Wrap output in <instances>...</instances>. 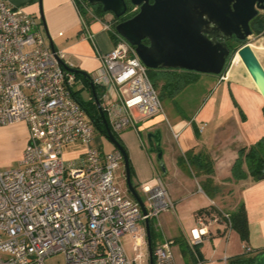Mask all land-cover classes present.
Instances as JSON below:
<instances>
[{
    "label": "built area",
    "instance_id": "2783aa9c",
    "mask_svg": "<svg viewBox=\"0 0 264 264\" xmlns=\"http://www.w3.org/2000/svg\"><path fill=\"white\" fill-rule=\"evenodd\" d=\"M72 2L84 37L93 39L83 15L85 10L92 14L88 0ZM105 30L112 31V22ZM113 33L115 47L99 56L101 67L91 79L101 89L111 131L119 134L164 112L135 47ZM74 68L64 54L52 51L35 17L0 0V126L24 122L30 133L20 166L0 170V264H46L58 254L65 256V264H136L141 259L150 264L146 222L152 229L151 221L159 222L174 203L161 179L145 189L146 214L122 190L118 172L123 155L93 145L97 132L74 97ZM76 143L86 151L75 161L66 160L65 148ZM222 220L231 230L227 214L199 217L188 242L192 250ZM160 227L158 223L156 231ZM126 237L135 238V251L145 255L132 259L123 243ZM174 245L153 238V264H177Z\"/></svg>",
    "mask_w": 264,
    "mask_h": 264
},
{
    "label": "crops",
    "instance_id": "0c3cea01",
    "mask_svg": "<svg viewBox=\"0 0 264 264\" xmlns=\"http://www.w3.org/2000/svg\"><path fill=\"white\" fill-rule=\"evenodd\" d=\"M7 1L35 17L41 24L42 35L47 44L51 46L50 38L55 51L64 54L68 63L87 74L97 71L101 67L99 56L110 53L115 47L112 31L105 30V25L110 23L105 18H95L97 21L93 20L88 24L93 39L84 37L82 20L72 0ZM237 65L232 62V67L223 74L225 79L219 76L215 81L199 76L195 83L185 88L186 90L201 82L209 92L190 114L187 109L193 92L178 104L180 114L171 110L170 115L163 113L139 121L135 127L118 134L129 156L133 184L143 201L146 197L145 189L155 186L160 179L159 176L155 177L157 170L153 166V153H150L147 136L158 130L162 132L166 167V173L163 172L164 185L173 203H180L174 214L187 243L191 238H187L188 228L192 231L199 217L215 215L217 210L231 214L236 207L229 205L230 198L239 200V204L244 203L249 223L247 242H243L235 230L229 231L227 223L222 220L209 228L210 234L199 245L204 260L214 263L216 260H223L225 264L228 259L244 254L245 246L256 254L264 251V179L255 181L250 177L239 182L229 181L239 150L256 144L264 137V98L249 73L239 74ZM201 127L203 132L198 133L196 130ZM29 137V128L24 122L0 126V170L20 166ZM101 144L103 143L95 136L93 145L99 149ZM115 149L112 146L110 151L104 152L110 153ZM85 151L86 147L83 145L80 149H73L67 154L65 152V159L75 161ZM190 152L195 155L203 154L212 160V177L196 175L179 163ZM208 178L213 182L210 188L216 186L218 189L214 199L208 197L204 190ZM128 196L133 197L129 192ZM184 197L189 200L183 199ZM169 213L163 214L162 223L168 230V236L164 240L177 242L178 232L171 230L178 228L172 226L169 219L172 216H166Z\"/></svg>",
    "mask_w": 264,
    "mask_h": 264
},
{
    "label": "water",
    "instance_id": "95a60500",
    "mask_svg": "<svg viewBox=\"0 0 264 264\" xmlns=\"http://www.w3.org/2000/svg\"><path fill=\"white\" fill-rule=\"evenodd\" d=\"M93 7L101 6L116 19L127 15V0H88ZM139 8L132 18L116 25V32L135 47L137 55L149 70H184L198 74L221 76L231 58L228 45L233 37L246 41L253 35L251 23L264 12V0H129ZM51 49L55 51L49 38ZM258 91L264 98V67L251 45L237 51ZM59 63H63L59 60ZM93 98L101 112L108 140L121 152L126 169L128 192L139 202L144 214L146 208L132 181L127 151L111 131L102 110L96 87L91 83ZM150 153L157 155L161 170L166 173L162 132L147 136ZM264 179V169L263 176ZM150 245V264H153L152 237L146 222ZM254 264H264V253Z\"/></svg>",
    "mask_w": 264,
    "mask_h": 264
},
{
    "label": "trees",
    "instance_id": "16d2710c",
    "mask_svg": "<svg viewBox=\"0 0 264 264\" xmlns=\"http://www.w3.org/2000/svg\"><path fill=\"white\" fill-rule=\"evenodd\" d=\"M127 3L129 6L127 15H125L121 19H116V18L113 19L114 22L112 23V35L113 38L115 39V42L117 37L113 32H116L115 30L116 25L120 22L126 21L134 17L139 12V8L135 10V7L130 4L129 0H127ZM88 7L92 11V14H90L86 10L83 11V15L88 24L91 21H93L95 18H104L105 12L103 11V8L101 6L93 7L89 5ZM253 25L255 32L264 31V17L256 18L254 20ZM236 44H240L241 46H244L245 44H247V42L238 41ZM228 45L231 48V58H232L236 52V48L234 44L229 43ZM72 71L75 74L77 81L81 82L83 85L82 90H79L74 93V97L83 107V109L86 111L89 118L92 120L96 132L108 140V133L106 126L103 122L101 112L92 95L91 75L83 71H80L79 69L76 68L72 69ZM149 74L153 85L160 87L161 94H163L164 91H168L169 96L173 99L180 92H182L187 86L195 83L199 78L198 73L184 71V70H149ZM95 87H96V93L99 99H101V89L98 86ZM83 90H87L90 93L91 99L89 101L81 100L79 93ZM104 114L108 121L107 114L105 112ZM196 131L198 133L200 132L199 129H197ZM114 135L125 149V146L122 140L120 139L119 135L116 133ZM179 163L184 165L188 169V171L190 172L192 171L196 173V175L203 174L212 177V175L214 174V167L212 160L208 156H205L203 154L195 155L193 152H190L186 154L184 157H182L179 160ZM130 169H131V175H133L131 164H130ZM263 169H264V137L256 144L248 148H242L239 150L238 158L236 159L232 167V177L229 181L239 182V181L247 180L250 177L253 178L255 181H258L263 176ZM212 184H213L212 179L208 178V180L206 181V185H204V190L208 195V197L214 199L218 189L216 188V186L210 188ZM229 216H230V221L232 223V229L235 230L240 235V238L243 242H247L249 240V223H248V216L244 203L241 202L239 206L231 214H229ZM154 235L155 234L151 229L152 239L155 237ZM183 242L186 245V247L182 251L183 255H186L187 253H192V255L194 256L193 264H201V262H203V256L200 250L197 249L198 247L196 248L197 250L195 249L194 252H192V249L190 248L188 243H186L185 241ZM175 243L177 244L178 241ZM252 253H253L252 251L245 252L242 255L232 257L228 259L227 264H254L255 258L259 254L264 253V251L257 253L255 256H250Z\"/></svg>",
    "mask_w": 264,
    "mask_h": 264
},
{
    "label": "rangeland",
    "instance_id": "374dc122",
    "mask_svg": "<svg viewBox=\"0 0 264 264\" xmlns=\"http://www.w3.org/2000/svg\"><path fill=\"white\" fill-rule=\"evenodd\" d=\"M262 17H264V13H261ZM104 18L106 21H110V22H114V16L110 13H105ZM97 21V20H94ZM247 44L251 45L252 49L254 50V52L256 53L259 61L261 62L262 66L264 67V31L261 32H253V35L251 37H249L247 39ZM235 48H236V52L234 54V56L231 58V60L229 61V63L227 64L228 68L230 69L232 67V62H235V65H237L238 67V72L239 74L243 73L244 75L246 73H248V71L246 70L245 66L243 65V63L241 62V58L237 55V51L243 47L240 44H234ZM199 76H201L202 78H212V80H218L217 78L219 76H214V75H206V74H199ZM83 85L81 82L77 81L76 85L74 87V90L77 92L79 90H82ZM156 90L158 91L159 95H160V100L162 102L163 105V112L166 115H170L172 114V112H177V114H180V107H179V103L182 99H185L186 97H188V94H191L193 92V97L191 98V100H189L188 102V109H187V113L190 114L191 111L197 106L200 105L202 102V99H204V97H206L207 95H209V92L207 91V86L201 82L194 84L192 86H190L188 89H184L182 92H180L174 99L171 98L168 94V91H164L163 94H161V89L159 86H155ZM79 96L81 97V100L83 101H89L91 99V95L87 90H83L79 93ZM172 110V112H171ZM182 113V111H181ZM202 128V127H201ZM200 128V132L202 133L203 131H201L202 129ZM96 138L99 139V141H101L103 144H101V148L99 147V150H101L102 152H108L110 151V149L112 148V144L103 136H101L99 133L95 134ZM103 145V146H102ZM83 146L80 143H76V144H71L70 146H68L67 148H65V152L66 154L69 151H73V149H80V147ZM153 166L155 167V169L157 170V175H155V177L157 178L158 176L160 177L161 181L163 184H165V175L163 173V171L160 168L159 162L157 160V155L153 154ZM118 176L119 178V184L120 187L122 188V190L128 194L127 192V183H126V170H125V166L124 163L122 165V167L120 168L119 172H118ZM183 199H188V197H184ZM239 200L237 199H232L230 198L229 201V205H231L232 207L235 206L236 208L239 206ZM180 203L174 204V209L170 210L168 212H170L169 214H167L166 216L170 219V221H172V226L175 228H178L177 230H171V232H178V243L174 246V250H175V257H176V262L177 264H193V255L192 253H187L186 255H183L182 251L183 249L186 247L185 243L183 241H186V236L183 234V230L182 228H180V226L178 225V222L175 218V210H178ZM230 207V206H229ZM218 213L220 214H216V215H223L226 214L224 212L218 211ZM164 213H162V215L159 218V222L158 220H152L151 221V227L152 230L154 232V243L160 241V242H164L165 237L168 236V230L167 228L163 225L164 223ZM209 217H211V214L208 215ZM163 222V223H162ZM160 223L161 227L158 231H156L155 226ZM213 231V230H212ZM230 231V229H229ZM214 232V231H213ZM216 232V229H215ZM191 237V231L188 228V233H187V238L189 239ZM123 243L130 255V257L132 259H137L140 255V253H142L143 255H145V252H139L137 253L135 251V245H136V239L135 238H131V237H126L123 239ZM198 247V248H197ZM194 248V250L197 248L198 250H200V246H197ZM191 248V247H190ZM192 249V248H191ZM196 249V250H197ZM142 251V250H141ZM192 252H194L192 250ZM256 253L251 254L250 256H255ZM204 260V259H203ZM207 260V259H206ZM204 260V262H202V264H225L223 260H216V263L212 262V261H206ZM146 261L141 259L140 262H137L136 264H145ZM46 264H65V256L63 254H58L55 256L50 257L49 259H47Z\"/></svg>",
    "mask_w": 264,
    "mask_h": 264
},
{
    "label": "flooded vegetation",
    "instance_id": "af4514ba",
    "mask_svg": "<svg viewBox=\"0 0 264 264\" xmlns=\"http://www.w3.org/2000/svg\"><path fill=\"white\" fill-rule=\"evenodd\" d=\"M261 13H264L263 11H261L260 12V15L258 16L259 18H261L262 17V14ZM254 21L251 23V28H252V31L254 32ZM247 42V40L246 41H240V40H238L236 37H233L230 41H228V44L230 43V44H235V43H237V42Z\"/></svg>",
    "mask_w": 264,
    "mask_h": 264
},
{
    "label": "bare ground",
    "instance_id": "6f19581e",
    "mask_svg": "<svg viewBox=\"0 0 264 264\" xmlns=\"http://www.w3.org/2000/svg\"><path fill=\"white\" fill-rule=\"evenodd\" d=\"M253 82V81H252Z\"/></svg>",
    "mask_w": 264,
    "mask_h": 264
}]
</instances>
